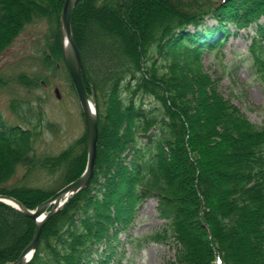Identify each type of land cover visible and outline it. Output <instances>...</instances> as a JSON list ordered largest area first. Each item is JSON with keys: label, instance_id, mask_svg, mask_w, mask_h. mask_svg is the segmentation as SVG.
<instances>
[{"label": "trees", "instance_id": "trees-1", "mask_svg": "<svg viewBox=\"0 0 264 264\" xmlns=\"http://www.w3.org/2000/svg\"><path fill=\"white\" fill-rule=\"evenodd\" d=\"M64 2L0 0V55L42 20L43 64L68 69ZM263 17L264 0L77 1L72 32L99 118L95 173L48 219L27 264H121L120 231L149 197L164 225L137 238V247L174 244L176 264H264V119L256 123L225 97L202 61L205 49L223 48L230 24L235 33L253 27L249 50L264 77ZM18 79L42 85L26 72ZM6 83L0 76V87ZM10 109L21 122L0 113V194L34 209L58 189L11 180L20 168L58 174L63 186L77 179L87 134L57 154L39 153L36 141L53 125L44 109L24 98H12ZM35 228L0 200V264L20 256Z\"/></svg>", "mask_w": 264, "mask_h": 264}, {"label": "rangeland", "instance_id": "rangeland-1", "mask_svg": "<svg viewBox=\"0 0 264 264\" xmlns=\"http://www.w3.org/2000/svg\"><path fill=\"white\" fill-rule=\"evenodd\" d=\"M208 20L215 22L214 18ZM229 28L231 33L222 49H205L202 53L203 67L214 78H218L219 88L225 97L253 121L261 124L264 119V77L256 69L249 50L255 31L250 27L235 33L232 24ZM47 30L48 26L42 20L28 24L0 55V76L7 80L0 87V113L12 123L21 122L10 109L12 98L28 99L42 107L47 120L53 125L36 141V148L39 153L57 154L86 132V123L65 64L57 71H50L42 62ZM22 72L39 78L42 85L26 87L18 79ZM25 172L24 168H20L10 183L22 180L46 190L63 187L58 174L49 175L41 170L27 175ZM156 206L157 200L153 197L141 202L129 225L120 231L117 250L123 251L121 264H176L174 244L143 242L140 247L135 245L137 238H144L164 225V220L158 217Z\"/></svg>", "mask_w": 264, "mask_h": 264}, {"label": "water", "instance_id": "water-1", "mask_svg": "<svg viewBox=\"0 0 264 264\" xmlns=\"http://www.w3.org/2000/svg\"><path fill=\"white\" fill-rule=\"evenodd\" d=\"M77 1L78 0H65L61 15L60 32L64 58L69 68L85 118L88 140L87 166L85 171L77 179L64 185L55 194L40 203L34 209L26 207L20 200L11 195L0 194L1 201L11 204L32 217L36 225L32 241L26 246L20 256L11 264H26L31 260L38 247L43 228L48 219L61 210L72 195L86 188L90 184L95 173L98 155L99 118L97 106H93L85 85L84 77L87 73L81 52L72 32V13ZM64 29L67 30L69 36L67 44L64 43Z\"/></svg>", "mask_w": 264, "mask_h": 264}, {"label": "bare ground", "instance_id": "bare-ground-1", "mask_svg": "<svg viewBox=\"0 0 264 264\" xmlns=\"http://www.w3.org/2000/svg\"><path fill=\"white\" fill-rule=\"evenodd\" d=\"M68 40H69V36H68L67 30L64 29V43L67 44V43H68ZM91 100H92V99H91ZM92 104H93V106L96 107V103H95L94 100H92ZM11 202H13V201H11ZM13 203H14V202H13Z\"/></svg>", "mask_w": 264, "mask_h": 264}]
</instances>
